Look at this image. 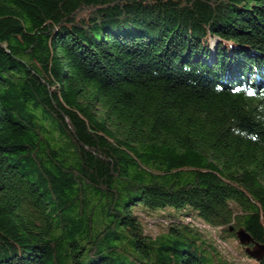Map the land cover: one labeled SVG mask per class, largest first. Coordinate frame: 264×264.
<instances>
[{
    "label": "trees",
    "instance_id": "1",
    "mask_svg": "<svg viewBox=\"0 0 264 264\" xmlns=\"http://www.w3.org/2000/svg\"><path fill=\"white\" fill-rule=\"evenodd\" d=\"M194 219L264 245V0H0V264H234Z\"/></svg>",
    "mask_w": 264,
    "mask_h": 264
},
{
    "label": "rangeland",
    "instance_id": "2",
    "mask_svg": "<svg viewBox=\"0 0 264 264\" xmlns=\"http://www.w3.org/2000/svg\"><path fill=\"white\" fill-rule=\"evenodd\" d=\"M142 216H144L143 221L148 230L156 232L159 229V225L157 223L162 222V218L160 216L150 217L144 214H142ZM193 221L200 228L208 230L207 232L212 233L211 235L213 236V242L216 244L217 251L222 254L223 258L233 262L234 264H245L252 262V260L248 257L251 255L245 251L244 245H241L235 236H229L227 232L221 233L218 228H212L209 225L203 223L201 220L194 219ZM250 245L251 243L248 246L250 247Z\"/></svg>",
    "mask_w": 264,
    "mask_h": 264
},
{
    "label": "water",
    "instance_id": "3",
    "mask_svg": "<svg viewBox=\"0 0 264 264\" xmlns=\"http://www.w3.org/2000/svg\"><path fill=\"white\" fill-rule=\"evenodd\" d=\"M232 229H233V227L229 226V230H232ZM235 236H236L238 242L245 246V251L249 255H251L255 258L261 257L262 253L264 252V245L255 242L252 247H249L248 245L250 243H253L254 241H253V238L250 236V234L245 231V229H243L242 227L237 228L235 230Z\"/></svg>",
    "mask_w": 264,
    "mask_h": 264
}]
</instances>
